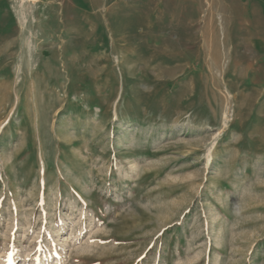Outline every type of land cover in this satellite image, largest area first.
Wrapping results in <instances>:
<instances>
[{
    "label": "rangeland",
    "instance_id": "1",
    "mask_svg": "<svg viewBox=\"0 0 264 264\" xmlns=\"http://www.w3.org/2000/svg\"><path fill=\"white\" fill-rule=\"evenodd\" d=\"M0 264H264V0H0Z\"/></svg>",
    "mask_w": 264,
    "mask_h": 264
}]
</instances>
